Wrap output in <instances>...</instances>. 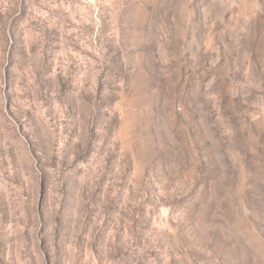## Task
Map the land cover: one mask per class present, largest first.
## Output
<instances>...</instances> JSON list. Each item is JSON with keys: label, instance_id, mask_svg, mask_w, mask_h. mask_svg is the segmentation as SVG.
I'll return each mask as SVG.
<instances>
[{"label": "rangeland", "instance_id": "rangeland-1", "mask_svg": "<svg viewBox=\"0 0 264 264\" xmlns=\"http://www.w3.org/2000/svg\"><path fill=\"white\" fill-rule=\"evenodd\" d=\"M0 264H264V0H0Z\"/></svg>", "mask_w": 264, "mask_h": 264}]
</instances>
